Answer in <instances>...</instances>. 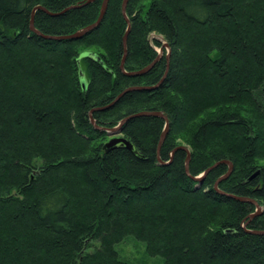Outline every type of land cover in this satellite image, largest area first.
I'll return each instance as SVG.
<instances>
[{
	"label": "trees",
	"instance_id": "trees-1",
	"mask_svg": "<svg viewBox=\"0 0 264 264\" xmlns=\"http://www.w3.org/2000/svg\"><path fill=\"white\" fill-rule=\"evenodd\" d=\"M103 1L0 0V264H128L127 239L163 264H264V0H109L80 38L42 37ZM129 88L153 89L93 111L95 130ZM140 112L165 116L163 141L164 120L132 118L136 154L104 152Z\"/></svg>",
	"mask_w": 264,
	"mask_h": 264
},
{
	"label": "water",
	"instance_id": "water-1",
	"mask_svg": "<svg viewBox=\"0 0 264 264\" xmlns=\"http://www.w3.org/2000/svg\"><path fill=\"white\" fill-rule=\"evenodd\" d=\"M92 1V0H90ZM109 0H104L103 1V5H102V9H101V14H100V17L99 19L97 20V22L85 29H83L82 31H79L73 35H70V36H66V37H47V36H42L43 38L45 39H51V40H57V41H61V40H75V39H78L80 38L82 35L90 32L92 29H94L95 27L98 26V24L100 23L101 21V18H102V15L107 7V3H108ZM126 2L127 0H124L123 1V4H122V13L124 14L125 12V7H126ZM89 3V2H88ZM40 8H37L35 9L33 12H32V16H31V20H30V23H29V27H30V30L33 31V32H36L37 31L34 29L33 27V14L36 10H38ZM129 30V27H127V31H126V34L125 36L123 37V40H122V45H123V49L125 50V43H126V36H127V32ZM39 34V33H38ZM163 48H166L167 51H168V48L165 46V44H163ZM160 58V56H159ZM158 58V59H159ZM122 65H123V61L121 63V66L120 68L122 69ZM152 65H154V62L153 64H151L150 66L146 67L145 69L141 70V71H138V72H135V73H131L129 74L130 76H141V75H144L146 74L150 68L152 67ZM80 84L82 86V88H85L86 87V81L83 77H81L80 79ZM156 87V86H155ZM153 88H129V89H126L123 93H121L111 104L105 106V107H101V108H97L96 110H92L89 114V119H90V122L91 124L94 126V129L95 130H99V128L95 125V122L94 120L92 119L91 117V113L93 111H104L106 109H109L111 107L114 106V104L119 100V98H121V96H123L125 93L127 92H130V91H141V90H151ZM148 116H156V117H159L161 118L162 120H164L165 122V127H164V131H163V134L161 136V139H160V143L163 141L164 139V136L166 134V131H167V127H168V124H167V119L165 118V116H163L161 113H154V112H140V113H137L135 115H132V116H129L127 118H124L122 121H120L118 123L117 126H115L114 128L112 129H109V130H105L106 132V136L109 138V140L103 145V150L104 152H110L114 149H125L127 151H129L130 153L132 154H136L135 152V149L133 147V145L127 140L125 139L122 134H121V128H122V125L129 119H132V118H138V117H148ZM104 130V129H102ZM178 149H183L185 150L183 147H178ZM172 155V154H171ZM187 163H188V157H187V162H186V169H187ZM225 164H227L228 166V171L227 173L222 176L219 180H217V182L215 183V188H217V185L222 181V180H225L226 178H228V176L231 174V171H232V165L230 162L228 161H224ZM218 165V163H215L213 164L212 166H210L209 168H207L200 176H198L197 178H195V180H198L199 182L202 181V179L212 170L214 169L216 166ZM253 178V177H252ZM237 200L239 201H247L246 199H240V198H237ZM253 204H255L256 206V212L252 215H250V218L252 217H255L257 215H260L261 214V208L260 206H258L254 201H249ZM251 233H254V234H258V235H264V231L263 232H251Z\"/></svg>",
	"mask_w": 264,
	"mask_h": 264
},
{
	"label": "rangeland",
	"instance_id": "rangeland-1",
	"mask_svg": "<svg viewBox=\"0 0 264 264\" xmlns=\"http://www.w3.org/2000/svg\"><path fill=\"white\" fill-rule=\"evenodd\" d=\"M152 38H157L158 40L161 41L160 37H156V36L152 35L150 37V39L152 40ZM162 43H164V42H162ZM156 51L159 54L162 53L160 49H156ZM181 136H183V135H181ZM181 136L179 138H181ZM179 138H177V141H176L177 145L179 147H183L187 152H189V148L185 145L183 140H181ZM182 138H184V136ZM105 140H106L105 141V143H106L109 140V138H107ZM261 211H263L262 208H261ZM115 250L118 253L119 259L127 262L128 264H163L161 258L148 257L147 254L145 253V249H144L143 244L138 243L132 239H127V240L123 241L122 243L116 245Z\"/></svg>",
	"mask_w": 264,
	"mask_h": 264
}]
</instances>
